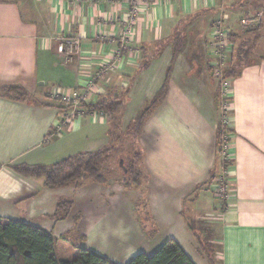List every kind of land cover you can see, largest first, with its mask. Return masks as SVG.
Returning a JSON list of instances; mask_svg holds the SVG:
<instances>
[{"label":"crops","instance_id":"0c3cea01","mask_svg":"<svg viewBox=\"0 0 264 264\" xmlns=\"http://www.w3.org/2000/svg\"><path fill=\"white\" fill-rule=\"evenodd\" d=\"M141 1L134 41L126 50L120 49L116 58L118 48L97 44L92 30L87 31L95 20L94 8L73 0H0V218L38 226L41 216L53 214L57 203L52 201L45 208L41 195L63 191L50 190L41 179L14 172L10 167L23 162L11 156L15 145L40 150L46 159L40 164L49 166L78 153L97 152L107 144L105 115L87 114L83 109L72 115L70 108L54 104L57 96L84 92L92 71L110 62L116 69L113 82L108 78L102 88L93 85L96 89L91 91L97 94L85 102L96 101L108 88H124L125 76L132 74L130 78L136 79L129 90L128 110L136 116L165 80L172 59V47H167L172 46L176 27L195 16L189 29L219 7V0ZM99 9L116 10L108 3ZM60 41L73 44L72 49L58 54ZM151 47L157 50L150 56ZM145 61L147 69L135 75ZM7 86L23 87L30 101L4 98L1 88ZM230 98L233 134L226 155L233 188L224 207L205 192L194 202L188 198L213 166L215 127L203 110H178V127L151 124L156 119L151 115L139 139L141 186L149 196L154 223L158 228L178 230V239H170L194 264H210L208 258L214 264H264V59L242 68L231 82ZM94 185L101 187L85 182L72 189L88 195ZM104 189L109 192L108 187ZM133 208L131 203L126 211ZM167 215H172L170 220ZM150 249L144 245V252L139 253L148 255Z\"/></svg>","mask_w":264,"mask_h":264},{"label":"rangeland","instance_id":"374dc122","mask_svg":"<svg viewBox=\"0 0 264 264\" xmlns=\"http://www.w3.org/2000/svg\"><path fill=\"white\" fill-rule=\"evenodd\" d=\"M73 1L76 4L81 3L85 7H92L94 8L93 11H96L94 23L92 27L87 28V31L92 30L93 39L97 41V44L111 45L118 50H126L132 45L134 28L138 24V15L143 8L141 0ZM106 3L112 4L116 9L115 12L99 9L102 4ZM218 5L219 7L214 13L197 20L193 26L186 29L183 54L179 60L178 56L176 58L177 61L168 78L167 95L161 104L155 108L152 115H155L156 119L154 118L151 124L160 127H178L181 121L178 119V110L187 113L186 111L198 109L203 110L207 122L215 127V135V124L218 121H222L225 126L229 127L231 82L234 79L233 76L236 74L238 76L242 70L240 67L243 63L242 61L238 62L237 50L244 40L249 39L253 44V49L247 61L254 63L264 59V0H226L225 2L219 0ZM169 44L171 42L167 46ZM169 46L167 48L170 50L171 45ZM151 49L153 50L149 52L150 56L156 52L157 48L151 47ZM165 57L167 56L165 55ZM101 68L93 70L89 77L90 81L98 87H101L103 85L101 83L106 82L108 78L110 79L109 83H112V76L116 71V69H110L106 66ZM130 76H125L126 86L124 88L119 90L116 87L108 88L104 96L101 97L113 98L121 92L125 93L126 90H130L136 79V77L132 79ZM91 90L87 92V98L96 96L95 90L94 92ZM128 95L129 92L124 97L123 106L118 112L105 117L107 129L105 136H107L108 141L104 148L113 146L114 150L109 152L108 160L102 164V168L104 173L109 174L107 179L110 184H103L101 187L94 185L95 188L88 190L91 192L88 195L73 191L74 188L72 189V187H65L63 191L57 192V194L41 195L46 204L45 208H49L52 201L55 203L60 200L72 202L68 216L63 219L59 217V220H56L53 218L55 211L53 214H44L45 216H41L42 220L37 226L52 232L57 241L55 254L59 260L70 261L75 259L78 248H82L101 257L104 256L100 254L104 253L103 255H108L104 258L115 264H127L135 253L144 252V245L147 250L151 248L150 253H147L150 255L166 241L171 240L170 238L176 237L178 239L177 229L156 227L152 217L154 215L149 209V196L141 185L137 188L132 185L129 186L130 188L123 187L124 183L129 185L131 181L129 178H123L122 170L135 165L131 150L134 148L133 122L140 110L148 104V102H144L137 115L132 117L130 115L132 111L128 110ZM87 98L85 101L89 99ZM85 101L83 103L88 104ZM54 104L64 105L59 100ZM64 109L69 108L65 107ZM79 109L82 108L79 107ZM70 112L72 115L77 114V111L73 112L72 109ZM160 116L162 118L158 119ZM210 120H214V123H211ZM117 123L120 124V130L114 132V135H117L119 140L115 141L110 138L108 131L112 129V125ZM224 135L225 141L232 138V135L228 134L226 130ZM139 139L140 137L138 143ZM226 146L220 148L214 146L212 169L209 170L206 180L198 184L201 187L197 191V197L199 193L205 192L212 196L221 207H224L231 199V189L233 188V180L230 179L231 174L227 173L230 162L227 161ZM10 153L12 158L23 159V162H20L22 164L19 165L45 166L40 164L46 160L43 159V156L41 157L40 150L15 145ZM142 159L137 164L139 171H142L143 168ZM26 162L33 163V165ZM135 169L133 168L132 171L134 172ZM115 186H119V188ZM105 187H108L109 192L104 189ZM194 197L195 194L192 192L188 198L194 202ZM110 198L112 200H109ZM131 203H134V208L127 212L126 206L131 205ZM48 211L50 209H47ZM170 216L172 215H167L169 220L171 219ZM188 220V224H191V220L189 218ZM132 249L136 251L132 253Z\"/></svg>","mask_w":264,"mask_h":264},{"label":"trees","instance_id":"16d2710c","mask_svg":"<svg viewBox=\"0 0 264 264\" xmlns=\"http://www.w3.org/2000/svg\"><path fill=\"white\" fill-rule=\"evenodd\" d=\"M195 16L188 17L182 21L175 29L172 37V59L170 66L167 69L165 80L160 89L155 93L148 104L140 110L133 124V147L132 153L135 165L129 169H123L121 174L123 178H129L131 184L124 183L123 187L130 188L139 187L142 181V173L137 169L138 161L141 162L142 151L138 143V138L142 135L146 122L154 113L155 108L164 100L168 91V78L172 66L182 51L184 50V40L186 29L194 22ZM161 48L160 50H162ZM253 44L251 40L246 39L237 50L238 62H243L240 68L249 66L248 58L251 55ZM149 62L145 61L139 66L136 74L147 69ZM239 75V74H238ZM237 74L233 76L236 78ZM129 92L114 96L113 98H99L96 101L88 104L81 103L80 107L87 114L98 113L101 115H109L116 113L123 106V99ZM1 95L11 101L29 102L30 95L21 86H7L1 88ZM120 130V124L112 125L109 135L112 140L118 141L117 135L114 132ZM225 130L228 134H233L230 127L225 126V123L218 121L216 123L215 145L217 148L225 147L229 143L224 140ZM114 150L113 146L103 148L97 152H84L69 156L60 162L49 166H26L18 165L11 166L12 170L25 178L41 179L43 186L53 190L65 187H72L75 190L79 189L85 182H92L98 185L108 183L107 174L103 172L102 164L108 160L109 152ZM130 150V151H131ZM231 163H228L230 165ZM133 168H136L133 172ZM212 173V172H211ZM124 182V181H122ZM127 182V181H125ZM200 185L194 187L192 191L197 198V191ZM72 208V202L60 200L56 204L53 218L59 220L68 216ZM58 214V217H57ZM56 239L52 232H48L40 227L21 223L11 219L0 218V264H115L107 258L101 257L98 254L78 248L77 256L70 261H62L56 257L55 245ZM210 264H214L208 258ZM127 264H194L190 257L184 252L181 246L173 241H166L161 247L155 250L152 254H137Z\"/></svg>","mask_w":264,"mask_h":264},{"label":"built area","instance_id":"2783aa9c","mask_svg":"<svg viewBox=\"0 0 264 264\" xmlns=\"http://www.w3.org/2000/svg\"><path fill=\"white\" fill-rule=\"evenodd\" d=\"M252 21V20H251ZM128 39V37H127ZM131 40V39H129ZM76 42H78V40H76ZM72 45L73 44H69V43H65L60 41V43L56 46V51L58 54H62V53H68L71 49H72ZM120 55V50L117 52V54L115 55V57H119ZM106 66L107 68L110 69H115V67L113 66L112 63L107 62V63H102L100 64L97 69H102L101 67ZM93 83L91 81H89L88 85L86 86V89L84 92L82 93H66L63 95H59L57 96L60 102H62L64 104V106L72 109V111H76L77 109H79L80 104L83 103L85 101V98H87V92L91 89H93ZM61 131L60 129L58 130ZM60 134V133H59Z\"/></svg>","mask_w":264,"mask_h":264}]
</instances>
